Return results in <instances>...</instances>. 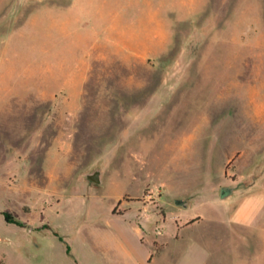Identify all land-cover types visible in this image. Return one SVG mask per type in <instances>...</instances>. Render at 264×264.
<instances>
[{
	"label": "rangeland",
	"instance_id": "obj_1",
	"mask_svg": "<svg viewBox=\"0 0 264 264\" xmlns=\"http://www.w3.org/2000/svg\"><path fill=\"white\" fill-rule=\"evenodd\" d=\"M0 212L11 264H264V0H0Z\"/></svg>",
	"mask_w": 264,
	"mask_h": 264
},
{
	"label": "crops",
	"instance_id": "obj_2",
	"mask_svg": "<svg viewBox=\"0 0 264 264\" xmlns=\"http://www.w3.org/2000/svg\"><path fill=\"white\" fill-rule=\"evenodd\" d=\"M4 224H11V225H13L14 222H9L6 219V216L2 212H0V231L2 229L1 227H3ZM5 238L6 237L0 236V264H11L12 262H9V260L7 259V257H8L9 252H12V250H14V246L13 245H10L9 243L6 244ZM152 254L153 253H151V254L149 253L148 256H147V262L148 263H150L152 261V258H153L152 257Z\"/></svg>",
	"mask_w": 264,
	"mask_h": 264
},
{
	"label": "water",
	"instance_id": "obj_3",
	"mask_svg": "<svg viewBox=\"0 0 264 264\" xmlns=\"http://www.w3.org/2000/svg\"><path fill=\"white\" fill-rule=\"evenodd\" d=\"M87 177L90 181H92L94 183H101V181H102V173L100 170H95V171L88 173ZM230 192H231L230 188H227V187L222 188L221 197H223V198L226 197ZM176 203L177 204H184L183 200H177Z\"/></svg>",
	"mask_w": 264,
	"mask_h": 264
},
{
	"label": "trees",
	"instance_id": "obj_4",
	"mask_svg": "<svg viewBox=\"0 0 264 264\" xmlns=\"http://www.w3.org/2000/svg\"><path fill=\"white\" fill-rule=\"evenodd\" d=\"M6 219L9 221V222H16V223H20L18 220H15L14 218H12L9 214H6ZM62 239V238H61Z\"/></svg>",
	"mask_w": 264,
	"mask_h": 264
}]
</instances>
